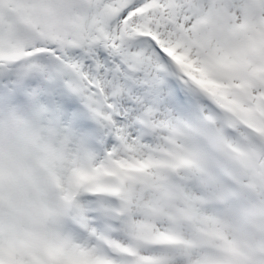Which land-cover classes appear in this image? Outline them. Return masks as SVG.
Masks as SVG:
<instances>
[{"label":"rangeland","instance_id":"1","mask_svg":"<svg viewBox=\"0 0 264 264\" xmlns=\"http://www.w3.org/2000/svg\"><path fill=\"white\" fill-rule=\"evenodd\" d=\"M138 1L0 0V41H9V51L14 41L8 23L12 9L32 26L29 38L51 35L57 50L32 60L33 71L22 87L23 103L14 102L12 92L0 95V169L8 174L12 168L11 184L6 181L0 190L8 205L0 214V249L9 244L12 264H32L37 258L51 264L71 258L81 264L93 255L54 247L47 239L48 226L37 237L31 230L29 237L26 228L32 210L23 179L41 187L53 177L60 184L66 174L59 178L58 164L72 133L76 164L85 161L82 154L89 149L96 151L81 145V128L62 116L55 72L91 111H98L93 115L100 117V127L105 130L122 119L145 148L137 156L113 130L110 133L114 154L120 153L115 159L124 167L120 198L129 201L120 204V221L111 234L119 256L116 264H264V0ZM141 3L143 10L129 25L127 41L113 53L116 59L109 55L110 65H103L99 35L109 29V20L118 21L119 13ZM84 7L88 13L77 40L76 21ZM134 28L142 33L134 35ZM157 46L167 48L176 66L183 90L180 102L171 97L168 85L155 83ZM70 51L75 53L71 60ZM87 52L105 70L107 84L100 79L96 97L70 80L75 79L79 56ZM113 91L124 94L128 115L120 112L123 101L117 97V111L104 117L105 108L101 117L99 110L110 105ZM131 112L135 118L128 117ZM62 124L67 132L59 136ZM29 135L30 150L20 151ZM170 160L178 166L169 181L163 170ZM95 199L93 216L106 221L108 206ZM48 203L43 199L46 209ZM87 208L80 203L72 217L79 230H67L78 243L90 236ZM196 208L207 213L198 216ZM149 236L155 241L147 242ZM36 242L49 249L28 262L27 254L33 252H25L26 246ZM191 249L197 256L189 261Z\"/></svg>","mask_w":264,"mask_h":264},{"label":"bare ground","instance_id":"2","mask_svg":"<svg viewBox=\"0 0 264 264\" xmlns=\"http://www.w3.org/2000/svg\"><path fill=\"white\" fill-rule=\"evenodd\" d=\"M74 56H75V53L71 52V53H69V57L68 58L71 60L72 58H74ZM95 63L99 64L98 61H95ZM102 75H103L102 79L105 80L104 85H106L107 81L104 78L105 74L103 73ZM122 96L124 97V94L121 92L120 93V98L123 101V97ZM122 104H123V106L120 107V110L123 113L127 114V111H128L129 107H127L126 101H123ZM135 116H136L135 112H131L128 117L135 118ZM58 130H59V136H64L66 134V132H67V128L64 126V124L59 125L58 126ZM114 134H116L119 137H121V140L123 142H125V144H127L129 146V149L131 151H134L137 156H141V155H143L145 153V148L143 146L137 144L136 141L133 139L134 137L132 135L134 134V129H133L131 124L125 123L124 120H122V119L121 120H115L114 121ZM74 140H75V134L72 133V134L69 135V142L65 145L64 150H63L62 159H61V161L58 164V175H59V178H63L64 175L66 174V172L69 170V168H72V167L78 165V164H76V163H78L77 156L75 155V153L73 151V143L72 142ZM114 151H116L115 148H114ZM115 155H116L117 158H119L120 153L119 152H115ZM121 203L123 204V206H127L129 204V201L128 200H123V201H121ZM91 207L92 206H90V208ZM0 209L4 210L5 208L0 206ZM196 213H197L198 216H201L202 214L207 213V211L205 209H203V208H196ZM68 217H70V215ZM35 223H36V221H35ZM37 223H38V225H40L41 221L37 220ZM162 228L163 227H160V229H162ZM51 229H53V228L51 227ZM89 231H93L94 233H97L96 232L97 231L96 226L94 224H91V226L88 227V231L87 232H89ZM48 235H47L48 242H50V244L53 245L54 247L55 246H60V248L62 250H67L69 247H72L74 250H76V252H78L80 254H83V256H86L87 254H90V253L94 252V248L92 247V245L89 244L90 243L89 239L88 240L85 239L81 243H78L65 230L64 231L63 230L60 231V233L58 235H55L53 231H50L48 233ZM46 249H47V247H46ZM27 251H33V247L31 245L27 246ZM39 251L40 250H38V252ZM189 253L190 254L187 257V259L189 261L193 260L197 256V253H196L195 250L191 249ZM2 254H1V256H2ZM16 262L19 263L17 260H16ZM53 262L57 263V259L56 258L53 259ZM176 263L177 264H182L180 262V260L177 261Z\"/></svg>","mask_w":264,"mask_h":264}]
</instances>
